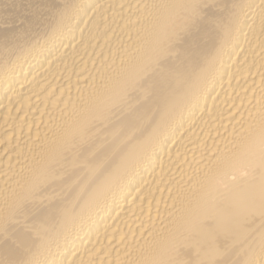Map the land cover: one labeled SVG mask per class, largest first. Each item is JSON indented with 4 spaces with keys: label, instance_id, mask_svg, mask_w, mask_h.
I'll list each match as a JSON object with an SVG mask.
<instances>
[{
    "label": "bare ground",
    "instance_id": "6f19581e",
    "mask_svg": "<svg viewBox=\"0 0 264 264\" xmlns=\"http://www.w3.org/2000/svg\"><path fill=\"white\" fill-rule=\"evenodd\" d=\"M0 264H264V0H0Z\"/></svg>",
    "mask_w": 264,
    "mask_h": 264
}]
</instances>
